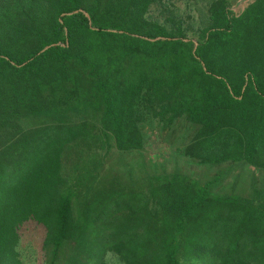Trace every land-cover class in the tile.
<instances>
[{
    "label": "trees",
    "instance_id": "16d2710c",
    "mask_svg": "<svg viewBox=\"0 0 264 264\" xmlns=\"http://www.w3.org/2000/svg\"><path fill=\"white\" fill-rule=\"evenodd\" d=\"M168 3L0 0V264H264V0Z\"/></svg>",
    "mask_w": 264,
    "mask_h": 264
},
{
    "label": "rangeland",
    "instance_id": "374dc122",
    "mask_svg": "<svg viewBox=\"0 0 264 264\" xmlns=\"http://www.w3.org/2000/svg\"><path fill=\"white\" fill-rule=\"evenodd\" d=\"M231 9L235 12H239L244 8L251 0H227ZM208 0H169L168 5L170 9L181 17L183 20L190 23L191 33L196 31L200 26L201 19L204 18L207 12ZM150 14L157 17L158 11L153 6L150 10ZM190 34V32H188ZM175 141L169 139L164 141L162 134L158 131L150 136L149 143L147 145L146 157H151L153 160L160 162L162 157L169 156V153L175 146ZM127 160H136L137 154L127 155ZM173 163L168 161L166 167L168 170L172 168ZM180 166H185L181 160ZM190 168L196 173L200 174L201 169L197 166H190ZM45 228L42 225H38L35 222L29 221L23 224L19 228L20 240L17 246L19 257L23 264H45L47 256L42 248L43 238L45 236ZM106 264H120L118 258L110 254L106 255Z\"/></svg>",
    "mask_w": 264,
    "mask_h": 264
},
{
    "label": "water",
    "instance_id": "95a60500",
    "mask_svg": "<svg viewBox=\"0 0 264 264\" xmlns=\"http://www.w3.org/2000/svg\"><path fill=\"white\" fill-rule=\"evenodd\" d=\"M87 16V14H85Z\"/></svg>",
    "mask_w": 264,
    "mask_h": 264
}]
</instances>
